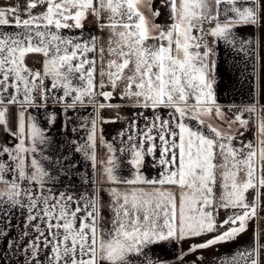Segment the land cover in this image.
Wrapping results in <instances>:
<instances>
[{
	"label": "snow or ice",
	"instance_id": "6c2138e0",
	"mask_svg": "<svg viewBox=\"0 0 264 264\" xmlns=\"http://www.w3.org/2000/svg\"><path fill=\"white\" fill-rule=\"evenodd\" d=\"M261 221L264 0H0V264H264Z\"/></svg>",
	"mask_w": 264,
	"mask_h": 264
},
{
	"label": "crops",
	"instance_id": "0c3cea01",
	"mask_svg": "<svg viewBox=\"0 0 264 264\" xmlns=\"http://www.w3.org/2000/svg\"><path fill=\"white\" fill-rule=\"evenodd\" d=\"M23 8V7H22ZM161 23L164 21L161 20ZM250 31V30H249ZM244 34V33H242ZM226 54L221 51V61H220V67L219 71L217 73L219 78V84L217 86V95L220 103L223 106H231V105H241L242 103L250 102V93L252 88V81L251 77L248 76L246 73L241 74V69L236 67L235 65H232L224 60V56ZM232 58L231 56H228V61H230ZM251 71V69H249ZM122 114H125L122 112ZM119 124H113V125H106L105 126V133L106 135L111 138V136H114L115 133L120 129ZM252 133H246V139H251ZM152 175H155V173H151ZM12 225H19V227H13L10 231V238H16L20 235V233L23 231V218L20 216H17L12 220ZM4 225L0 223V228H3ZM251 230L249 233L242 238V240L239 242L241 245L246 244L251 239ZM4 243H7V241H4ZM230 250L229 247H220L219 250H205L204 256H205V264H212V262L215 261L216 257L222 253H226ZM11 251V250H9ZM156 254L158 256L167 257L171 259L173 257L172 250H165L158 248L156 250ZM12 264H22V254L17 253L16 256H12Z\"/></svg>",
	"mask_w": 264,
	"mask_h": 264
},
{
	"label": "rangeland",
	"instance_id": "374dc122",
	"mask_svg": "<svg viewBox=\"0 0 264 264\" xmlns=\"http://www.w3.org/2000/svg\"><path fill=\"white\" fill-rule=\"evenodd\" d=\"M14 2L19 3L21 5V8L24 6V0H14ZM260 223H261V226L264 227V221H261Z\"/></svg>",
	"mask_w": 264,
	"mask_h": 264
},
{
	"label": "flooded vegetation",
	"instance_id": "af4514ba",
	"mask_svg": "<svg viewBox=\"0 0 264 264\" xmlns=\"http://www.w3.org/2000/svg\"><path fill=\"white\" fill-rule=\"evenodd\" d=\"M225 108L227 107V106H224Z\"/></svg>",
	"mask_w": 264,
	"mask_h": 264
},
{
	"label": "trees",
	"instance_id": "16d2710c",
	"mask_svg": "<svg viewBox=\"0 0 264 264\" xmlns=\"http://www.w3.org/2000/svg\"><path fill=\"white\" fill-rule=\"evenodd\" d=\"M227 108V107H226Z\"/></svg>",
	"mask_w": 264,
	"mask_h": 264
}]
</instances>
